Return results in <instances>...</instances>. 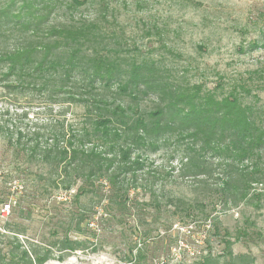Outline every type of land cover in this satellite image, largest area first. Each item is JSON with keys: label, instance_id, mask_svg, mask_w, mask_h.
Listing matches in <instances>:
<instances>
[{"label": "trees", "instance_id": "obj_1", "mask_svg": "<svg viewBox=\"0 0 264 264\" xmlns=\"http://www.w3.org/2000/svg\"><path fill=\"white\" fill-rule=\"evenodd\" d=\"M120 1L0 0V82L7 92L66 106L64 117L72 106L84 108L81 127L62 122L28 134L7 129L8 145L45 164L48 176L41 178L55 187L70 190L80 179L94 184L97 179L128 201L131 188L125 182L144 168L142 154L174 142L184 145L180 175L194 177L206 190L213 166L222 167L225 202L248 199L252 186L264 183V106L247 102L251 90L243 78L228 89L222 83L205 88L181 80L162 58L140 54L114 27ZM147 28L162 37L155 24ZM147 99L154 101L151 108ZM18 234L23 231L0 226V235L12 238L0 246V264L53 259L51 250ZM59 249L68 253L85 246L66 237ZM126 262L135 264L131 258ZM254 263L252 254L235 253L226 242L221 254L193 264Z\"/></svg>", "mask_w": 264, "mask_h": 264}, {"label": "rangeland", "instance_id": "obj_2", "mask_svg": "<svg viewBox=\"0 0 264 264\" xmlns=\"http://www.w3.org/2000/svg\"><path fill=\"white\" fill-rule=\"evenodd\" d=\"M117 9L114 27L140 54L162 58L181 80L205 88L222 83L228 89L243 78L251 90L247 102L264 106V0H124ZM153 24L162 37L148 32ZM33 98L11 95L0 82V209L12 205L0 226L7 223L23 231L22 241L51 250L46 264H127L129 258L135 264H193L221 254L226 242L264 264V183L254 184L248 199L226 203L219 190L222 167L213 166L204 190L194 177L180 175L184 145L169 142L142 154L146 163L135 180L126 177L128 201L97 179H80L70 190L55 187L41 178L48 167L10 147L6 131L47 132L62 122L81 127L84 108L72 106L64 117L66 106ZM145 104L151 108L154 101ZM23 111L27 115L20 117ZM66 237L85 249L60 251ZM10 240L0 235V246Z\"/></svg>", "mask_w": 264, "mask_h": 264}, {"label": "built area", "instance_id": "obj_3", "mask_svg": "<svg viewBox=\"0 0 264 264\" xmlns=\"http://www.w3.org/2000/svg\"><path fill=\"white\" fill-rule=\"evenodd\" d=\"M12 205L11 203H6L2 206V208L0 209V216L2 218H5L6 216H8L10 214Z\"/></svg>", "mask_w": 264, "mask_h": 264}]
</instances>
